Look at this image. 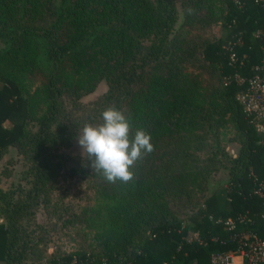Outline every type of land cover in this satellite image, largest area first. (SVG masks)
Masks as SVG:
<instances>
[{
	"label": "trees",
	"instance_id": "trees-1",
	"mask_svg": "<svg viewBox=\"0 0 264 264\" xmlns=\"http://www.w3.org/2000/svg\"><path fill=\"white\" fill-rule=\"evenodd\" d=\"M180 5L189 28L171 37L179 15L176 0H0V27L11 30L10 47L0 52V155L30 139L35 189L48 196L63 166L55 158H65L60 147L70 139L68 127L82 125L75 104L102 79L108 89L85 111L84 123L101 122L100 113L113 106L130 118V137L143 129L154 146L131 168L128 182L109 183L82 167L96 179V215L89 227L95 228L98 252L78 250L50 264H210L213 251L232 247L224 243L230 235L249 230L264 238V196L256 192L264 182V131L237 99L247 79L262 72L256 66L264 57V36L257 35L264 30V6L255 0H180ZM218 21L223 37L191 32ZM35 35L45 39L40 38L44 56ZM197 62L214 67L220 84L203 86L186 66ZM33 114L37 134L30 131ZM228 117L244 141L225 196L206 194L209 171L199 163L166 168L163 158L179 155L176 143L185 134L216 131ZM180 207L190 209L186 217ZM23 209L19 203L2 210L5 264H19L20 246L31 242H20ZM228 218L232 228L225 224ZM190 230L198 238H189Z\"/></svg>",
	"mask_w": 264,
	"mask_h": 264
},
{
	"label": "rangeland",
	"instance_id": "rangeland-1",
	"mask_svg": "<svg viewBox=\"0 0 264 264\" xmlns=\"http://www.w3.org/2000/svg\"><path fill=\"white\" fill-rule=\"evenodd\" d=\"M176 3L179 7V15L171 37H175L178 33L177 29L181 28L180 30L186 33L189 28V25L185 24L180 0H176ZM191 32L194 35H202L203 38L217 39L224 36L225 28L221 21H218L205 29H200L197 25L191 28ZM10 33V27H0V52L4 53L10 47ZM35 36L38 43L40 42V52L44 56L46 49L41 39L44 41L45 39L39 35ZM199 65V62L186 64L189 72L195 76L198 75L203 86L213 87L220 84L218 72L214 67L207 64L198 67ZM37 84L33 82L31 87L34 88ZM107 89L108 85L102 79L97 82L93 91L81 94L79 101L75 104L76 116L80 117L82 125L76 128L72 125L68 127V132H71L70 139L67 144L63 143L60 147V153L65 158H55L61 160L63 166L58 179L49 187L47 197L34 188L37 176L29 173L31 165L28 158L32 154L34 143L26 138L2 151L0 155V221L7 223L2 210L5 208L13 210L21 203L24 213L19 217L22 226L20 242L24 240L23 238L31 241L27 242V245L20 246L19 253L23 254L19 257V264H50L52 258L75 253L78 250L88 253L98 252L97 240L94 239L95 228L89 227L91 217L96 215V179L82 173L83 166L87 168L91 166L90 161L84 159L76 137L78 130L85 124V111L94 108ZM65 101H67V109H72L68 97ZM79 103L81 105H78ZM33 115L34 117L29 120L30 131L32 134H37L40 124L35 114ZM99 123L94 121L92 124ZM5 124L11 126L12 123L6 121ZM243 141L242 134L228 117L226 125L217 128L216 131L185 134L176 143V150H180L179 155L163 159L166 168L170 169H183L189 163L190 165L199 163L203 168L207 167L209 188L206 194L214 192L225 196L224 189L230 176L231 166L243 147ZM165 148L163 147L161 152L166 151ZM185 153L188 158H185ZM29 195L34 196L28 198ZM189 212L190 209L186 207H180L178 210L182 217H186ZM196 234L190 230L188 237L196 236Z\"/></svg>",
	"mask_w": 264,
	"mask_h": 264
},
{
	"label": "clouds",
	"instance_id": "clouds-1",
	"mask_svg": "<svg viewBox=\"0 0 264 264\" xmlns=\"http://www.w3.org/2000/svg\"><path fill=\"white\" fill-rule=\"evenodd\" d=\"M100 116L99 124L85 123L78 130L76 141L98 175L109 183L128 182L135 163L154 150L151 134L137 129L130 137L131 120L116 107L108 106Z\"/></svg>",
	"mask_w": 264,
	"mask_h": 264
},
{
	"label": "built area",
	"instance_id": "built-area-1",
	"mask_svg": "<svg viewBox=\"0 0 264 264\" xmlns=\"http://www.w3.org/2000/svg\"><path fill=\"white\" fill-rule=\"evenodd\" d=\"M264 6V0H255ZM257 35L264 36V30H259ZM232 49V48H231ZM231 58L235 60L236 54L231 52ZM257 72L247 79V87L237 93V99L244 108L253 115L257 129L264 131V57L261 65L256 66ZM241 82L244 78H239ZM256 192L264 196V182L259 184ZM242 221V220H240ZM225 224L232 228L234 221L231 218L225 220ZM198 238L196 236L190 237ZM224 243H230L228 250L213 251L210 254V264H264V238L256 232L241 231L224 239Z\"/></svg>",
	"mask_w": 264,
	"mask_h": 264
},
{
	"label": "crops",
	"instance_id": "crops-1",
	"mask_svg": "<svg viewBox=\"0 0 264 264\" xmlns=\"http://www.w3.org/2000/svg\"><path fill=\"white\" fill-rule=\"evenodd\" d=\"M0 264H5V262L3 260H0Z\"/></svg>",
	"mask_w": 264,
	"mask_h": 264
}]
</instances>
